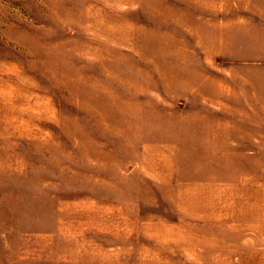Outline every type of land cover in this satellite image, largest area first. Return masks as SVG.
Instances as JSON below:
<instances>
[{"label": "rangeland", "instance_id": "374dc122", "mask_svg": "<svg viewBox=\"0 0 264 264\" xmlns=\"http://www.w3.org/2000/svg\"><path fill=\"white\" fill-rule=\"evenodd\" d=\"M0 264H264V0H0Z\"/></svg>", "mask_w": 264, "mask_h": 264}]
</instances>
